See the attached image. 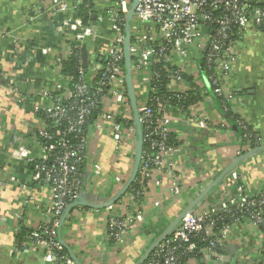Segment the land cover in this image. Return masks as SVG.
<instances>
[{
  "label": "built area",
  "instance_id": "built-area-1",
  "mask_svg": "<svg viewBox=\"0 0 264 264\" xmlns=\"http://www.w3.org/2000/svg\"><path fill=\"white\" fill-rule=\"evenodd\" d=\"M134 4L131 73L143 149L131 188L100 210L107 238L116 247L130 243L141 229L147 217L145 198L160 208L193 186L196 173L178 160L180 144L186 139L184 127L208 130L216 138V132L228 126L226 122L215 126L206 112L211 100L197 62L204 59L214 93L229 103L234 92L226 86L240 56L239 46L250 30L264 31V0H53V12L70 15L64 24L67 33L75 27L67 41L69 54L61 55V61L78 60L79 74L73 78L62 70L60 84L32 93L39 105L33 108L29 135L14 133L10 154L12 160L26 163L33 185L51 191L49 217L29 237L31 250L43 252L44 264H75L63 253L58 229L66 209L81 193L87 189L98 193L106 186L95 161L101 138L114 143L112 170L119 169L130 153L131 170L115 177V195L130 177L137 136L126 81L125 41L127 17ZM81 8L90 18L95 16L99 27L92 29L76 15ZM106 18L109 35L100 27ZM87 39L96 46L105 42L107 48L101 52L97 47L89 54L91 71L85 72L82 52ZM9 85L15 101L23 104L27 97L18 83L11 79ZM198 94L205 95V100H195ZM236 123L243 129L252 127L245 118ZM242 153L235 148L228 156ZM216 175V167H209L202 179L214 180ZM242 179L240 173L228 176L143 264H234V260L236 264H264V189L248 193ZM10 180L18 182L15 177ZM228 187L233 189L229 193ZM15 218L17 234L22 211ZM246 223L259 241L258 246L251 244L253 260L240 261L246 247L229 255V237ZM13 254L18 257L20 252L15 249Z\"/></svg>",
  "mask_w": 264,
  "mask_h": 264
},
{
  "label": "crops",
  "instance_id": "crops-1",
  "mask_svg": "<svg viewBox=\"0 0 264 264\" xmlns=\"http://www.w3.org/2000/svg\"><path fill=\"white\" fill-rule=\"evenodd\" d=\"M52 5L53 0H0V264H44L43 252L31 250L29 237L21 243L17 241L15 226L19 222L15 215L22 211L20 222L34 230L49 217L46 211L51 191L33 185L26 163L12 160L10 154L14 133L24 137L29 135L33 108L39 105L38 99L32 100V93L54 88L63 79L61 55L69 54L67 41L75 33V27H70L71 31L67 33L64 24L70 15L53 12ZM79 11L75 12L78 17ZM87 24L92 29L99 27L95 16H91ZM100 27L105 35H109V18ZM84 44H87L89 54L97 47L101 52L107 48L105 42L96 46L92 39H87ZM239 47L240 56L226 86L227 90L234 92L228 110L238 118H245L264 145V31L250 30ZM87 70L91 71V67ZM11 79L27 97L23 104L15 101L9 85ZM209 103L211 106L206 112L215 126L225 122L212 101ZM224 111L227 113L226 109ZM183 130L186 139L180 144L182 151L178 160L186 162L196 173L193 186L160 208L153 206L152 199L145 198L147 217L142 221L141 229L132 235L130 243L123 247H116L108 240L100 217L101 209L83 207L72 211L61 236L81 264H137L162 229L168 227L214 181L202 179L207 168L216 167V179L237 159L229 158V151L239 148L242 155L247 153L239 135L231 132L228 126L216 132V138H212L208 130L196 127H184ZM113 151L111 139L103 137L98 141L95 161L107 183L98 193L87 189L86 197L90 201L102 203L112 198L115 177L127 175L131 170L130 153L119 169L112 170ZM235 173L242 174L248 193L264 189V150L238 164L229 176ZM12 177L18 182H12ZM230 190L233 189L228 187V193ZM94 194H99L101 201ZM258 241L257 233L246 223L232 232L228 250L237 254L242 246L246 247L247 253H242L240 261H251V244L258 246ZM15 249L20 252L18 257L12 255Z\"/></svg>",
  "mask_w": 264,
  "mask_h": 264
},
{
  "label": "water",
  "instance_id": "water-1",
  "mask_svg": "<svg viewBox=\"0 0 264 264\" xmlns=\"http://www.w3.org/2000/svg\"><path fill=\"white\" fill-rule=\"evenodd\" d=\"M136 4V3H135ZM135 4L132 6L128 17H127V27H126V41H125V60H126V81H127V87H128V93L129 97L131 100V104L134 110V123L136 127V136H137V141H136V147H135V153H134V163L132 167V171L130 174L129 179L125 183L124 187L119 191L114 197L110 198L108 201L102 202V203H95L93 201H90L86 196L87 193L83 192L81 193L80 197L75 201L73 204H71L61 217V222L60 226L58 229V233L61 236V232L63 230V226L68 218V216L71 214L73 211L74 207H85V208H90V209H104L107 208L108 206L116 203L124 194L127 192L132 184L134 183V180L137 176L139 166H140V161H141V156H142V149H143V133H142V126L140 122V116L137 113V106H136V98H135V92H134V87H133V82H132V73H131V55H130V41H131V34H130V27H131V22H132V17L135 9ZM82 61H83V66L85 68V72H87L88 69V64H89V50L87 48V44H84L83 46V52H82ZM197 66L200 72L201 79L203 81L205 90L207 92V95L209 96L210 100L212 101L215 110L220 114V116L225 120L227 123L229 129L231 132L241 135V130L238 127L237 123L234 122L233 120L230 119L228 114L224 111V109L221 107L220 102L218 97L213 91V88L209 82L208 76H207V71L205 69V61L204 59H200L197 62ZM264 150V145H261L260 147L251 149L247 151L244 155L237 157V159L230 165L228 166L227 169H225L221 174L214 179V181L211 182V184L205 189V191L201 192L200 195H198L192 203H190L184 210L183 212L163 231V233L154 241V243L151 245V247L147 250V252L144 254V256L140 259V261L137 264H143L148 257L151 255V253L162 243L167 237H169L175 229L180 225L181 221L185 218V216L191 212L194 211V209L205 199H208L211 191L217 187L219 184L224 181L229 174L232 172L235 167L240 164L241 162L247 160L248 158L256 155L259 152H262ZM94 197H98L99 201H101V198L99 194H94ZM61 243L64 246V248L68 251L70 257L74 261L75 264H81L80 261L78 260L77 256L75 253L72 251L70 246L64 241L63 238H61ZM231 247V246H230ZM232 248H237L233 247ZM227 253L229 255H233L234 252H231L227 250Z\"/></svg>",
  "mask_w": 264,
  "mask_h": 264
},
{
  "label": "trees",
  "instance_id": "trees-1",
  "mask_svg": "<svg viewBox=\"0 0 264 264\" xmlns=\"http://www.w3.org/2000/svg\"><path fill=\"white\" fill-rule=\"evenodd\" d=\"M79 16L80 18L84 21V23H87L89 21V14L87 13V10L84 8L79 9ZM62 69L63 72L70 74L73 78H76L79 74V62L78 60H75L74 58H70L69 60L63 61L62 62ZM205 95H200L198 94L195 100H205ZM220 105L223 109H226L228 116L230 117L231 120L234 122H237L239 119L235 115L231 113V111L228 110V103L224 101L222 98H219ZM241 130V135H239V138L241 139V144L244 146V149L246 151H249L251 149L257 148L261 146L260 137L257 132L254 131L252 127H249L247 129H243L240 126H238ZM246 135V137H245ZM135 185H133L134 187ZM219 186V185H218ZM215 187L212 191L214 192L217 188ZM143 199V198H142ZM195 199V198H194ZM77 207L73 208V211ZM165 229L167 227H164ZM162 229V231L157 235V238L161 235V233L165 230ZM33 233V229H29L26 226H24L22 223L20 224V228L18 233L16 234V239L19 243H21L23 240L26 239V237H30V235ZM62 236H58V239L61 240ZM64 254H69L68 251L65 249ZM153 253V252H152ZM149 258V257H148Z\"/></svg>",
  "mask_w": 264,
  "mask_h": 264
},
{
  "label": "rangeland",
  "instance_id": "rangeland-1",
  "mask_svg": "<svg viewBox=\"0 0 264 264\" xmlns=\"http://www.w3.org/2000/svg\"><path fill=\"white\" fill-rule=\"evenodd\" d=\"M236 263H237V261L234 260V264H236Z\"/></svg>",
  "mask_w": 264,
  "mask_h": 264
}]
</instances>
